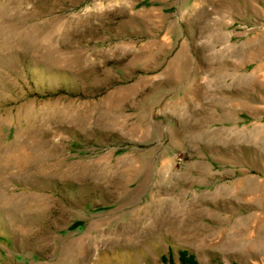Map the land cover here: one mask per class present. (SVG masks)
Returning <instances> with one entry per match:
<instances>
[{"label": "rangeland", "instance_id": "1", "mask_svg": "<svg viewBox=\"0 0 264 264\" xmlns=\"http://www.w3.org/2000/svg\"><path fill=\"white\" fill-rule=\"evenodd\" d=\"M57 2L0 0V264H243L264 0Z\"/></svg>", "mask_w": 264, "mask_h": 264}, {"label": "bare ground", "instance_id": "2", "mask_svg": "<svg viewBox=\"0 0 264 264\" xmlns=\"http://www.w3.org/2000/svg\"><path fill=\"white\" fill-rule=\"evenodd\" d=\"M44 1L52 2L53 4H51V6L53 5L52 7L58 8L59 9L58 12H62L61 11L62 7L57 2L59 0H44ZM130 1L131 0H95V5H94L93 9H90L87 11H81V10L77 11V10H75L77 8L75 6V7H73L71 12L69 11L67 13H64L62 16H73V17H77L80 19L86 18L87 20L93 21V22L95 20H101L102 21L103 19H105L107 17L110 18L109 16L114 15L119 11H129L131 9V6H132V3ZM56 11L57 10H55L54 12H56ZM56 14L60 15L61 13H56ZM263 75H264V73H263ZM241 78L243 79L244 77H239L238 79H241ZM29 168L33 169L32 166ZM204 170L208 171L207 169H204ZM204 170L201 168V170H198L196 172V174L201 176L204 174ZM1 172H2V162H1V158H0V173ZM173 206L174 207H172V208L175 209L177 207V203ZM158 208H159V210L157 212L150 215V216L156 217V219L154 221L160 219L163 216V214L165 213L164 212L165 206L164 207H158Z\"/></svg>", "mask_w": 264, "mask_h": 264}, {"label": "crops", "instance_id": "3", "mask_svg": "<svg viewBox=\"0 0 264 264\" xmlns=\"http://www.w3.org/2000/svg\"><path fill=\"white\" fill-rule=\"evenodd\" d=\"M264 70L257 71L254 75H263ZM261 107L259 115L255 116L254 121V137L257 143L260 144V149L264 151V104ZM254 175L257 176L262 183H264V173L255 172ZM254 236L257 239V244L255 245V250L251 254L238 255L243 264H264V224L260 225L254 232Z\"/></svg>", "mask_w": 264, "mask_h": 264}]
</instances>
